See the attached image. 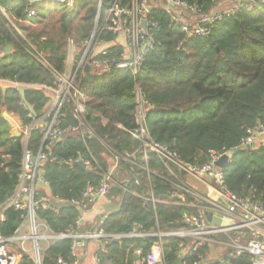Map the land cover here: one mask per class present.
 <instances>
[{
	"label": "trees",
	"instance_id": "1",
	"mask_svg": "<svg viewBox=\"0 0 264 264\" xmlns=\"http://www.w3.org/2000/svg\"><path fill=\"white\" fill-rule=\"evenodd\" d=\"M182 1L201 13L210 11L215 3ZM130 4L131 0H120L121 8ZM0 5L6 12L0 13V80L27 85V100L37 113V116L30 113L18 86L0 84L2 203L18 186L24 152V133L11 135V123L3 107L20 117L24 129L45 115L50 97L38 86L59 89L60 81L54 72L65 73L71 42L83 48L76 54V61L82 57L95 30L99 4L98 0H75L70 8L57 3L32 5L27 0H0ZM31 7L37 12L32 17L28 15ZM105 8L106 5L101 14ZM148 17L155 47L148 52L137 74L130 68L117 66L102 74L92 72L94 60L108 59L114 63L123 60L125 53V47L116 43L119 34L108 30L103 17L100 18L96 35L108 46L97 55H89L88 66L80 69L74 80V85L87 97L82 101L84 120L94 133L67 132L51 147L58 160L46 161L41 166L51 194L73 201L82 199L89 187L98 186L118 159L116 183L107 195L118 207L105 217H97L96 226L89 223L86 227L76 225L80 210L75 205L56 210L36 209L37 217L55 234L72 229L128 234L136 224L145 232H171L188 227L182 219L185 212L196 213L197 209L186 205L196 202L193 197L185 195L182 200L173 196L174 183L185 181L188 173L172 163L178 178L172 176L164 160L148 148L145 154L143 142L131 134L139 127L137 89L145 100L149 136L155 143L168 147L185 164L203 165L212 153L225 154L238 147L249 129L264 127V4L250 10L243 8L216 21L206 35L189 36L163 9L153 7ZM17 28L25 31L26 39ZM8 45L10 53L5 51ZM73 109L66 100L61 110L64 127L78 124L68 115ZM45 120L40 123L45 124ZM43 137L41 127L30 131L28 147L35 154ZM79 157L96 162L99 169L90 170L69 162ZM224 176L231 192L264 206V146L238 150L224 169ZM151 197L156 199L155 203L149 200ZM23 213L13 207L7 209L6 219L0 224L6 238L15 235ZM157 241L152 236L123 237L107 244L104 250L99 249L97 255L105 263L132 264L136 249L142 250V257L146 256ZM162 241L166 262L170 264L178 258L182 238L169 235ZM71 245V238L52 243L43 254L42 264H59L60 257L73 262ZM206 250L202 248L200 253ZM198 254L188 253L183 264H195ZM223 257L233 264H250L247 253ZM20 264L35 263L24 255Z\"/></svg>",
	"mask_w": 264,
	"mask_h": 264
},
{
	"label": "built area",
	"instance_id": "2",
	"mask_svg": "<svg viewBox=\"0 0 264 264\" xmlns=\"http://www.w3.org/2000/svg\"><path fill=\"white\" fill-rule=\"evenodd\" d=\"M27 1L32 5L44 4L47 2L63 4L70 8H73L75 5V0ZM214 1V6L210 11L201 13L195 6H190L182 0H131L130 6L124 8L120 7V0H107L106 4L104 0H98L101 11L104 5H106V8L110 11L109 16L105 20L106 28L113 33H121V35L127 36V50L129 52L127 51L124 53L123 60L115 61L114 63H111L108 59L102 62L94 60L92 63L93 69L98 68L100 70L98 72L99 74L109 72L111 66L130 68L134 74L140 71L146 55L155 47L154 36L149 32L150 21L148 17L153 7L163 9L171 14L173 22L180 23L182 30L187 34L190 35L195 33L198 35H206L210 30V25L216 21L230 17L243 8L250 10L254 6L264 4V0ZM224 4L225 7H223ZM0 13L6 15L1 5ZM36 14L37 12L33 7L28 10V15L30 17ZM191 17H194L193 21H190ZM116 19H118L119 22H117ZM143 20H146V26L143 25ZM153 25L157 26L158 23H153ZM91 40L92 39L86 43L85 51L79 61L75 60L77 45L73 42L70 43L71 48L67 60L68 63L71 62L72 65H77V69L68 85L64 83L59 91L46 85L38 86L42 88L47 95L50 92L56 94L54 95L49 113L37 119L30 127L22 129L19 116L3 107L4 113L11 123V135L15 137L24 133V152L18 186L5 202L0 203V224L5 221V213L7 209L11 207L21 210L24 213L23 221L14 236L6 238L0 231V264H20L24 255H28L35 264H42L43 254L49 246L54 242L66 238L72 239L71 248L75 260L73 262H68L60 257L58 262L59 264H79L77 250L84 247L90 240L98 242L100 244L99 249L104 250L105 247L102 246V243L109 239L118 238L119 241L123 237L138 238L145 236L157 237L158 241L152 247L151 252L146 256L142 257V250L136 249V258L132 264H167L162 238L169 235L182 238L179 245L178 258L181 257L183 263L188 253H199L198 260L195 264H213L215 261L219 264H233L230 259H226L225 257H219L215 261H212L210 257V249L212 246H226L231 248V250L226 253L227 255L241 256L247 253L250 256V264H264V206L260 202L253 201L250 198H242L226 187L224 182V169L216 164L223 154L212 153L207 163L203 165H189L178 161L175 154L171 152L168 147L155 143L148 133L145 100L140 89L136 91L137 120L139 127L131 131V134L135 139L143 142L144 153L146 154L147 148L156 152L158 156L164 160L170 174V170L173 168L172 163H174L181 170L198 178L211 188L212 193L208 194L205 191H200L191 187L186 181L174 183L176 187V192L173 195L174 197L182 199L183 196L189 195L196 201L186 204L189 208L197 209L194 214L188 212L183 214V222L188 225V227L166 233L160 231L145 232L141 225L136 224L128 234L108 233L103 229L86 232H78L72 229L68 233L55 234L49 229L45 221L37 217L36 209H57L51 204V199L61 203L68 202L70 205L77 206L80 210V214L76 219V225L80 227L84 223V216L90 209V206L98 199L106 197L116 183L114 175L117 171L118 159L114 162L111 170L105 172L98 186L89 187L83 194L82 199L69 201L51 194L50 183L45 178L41 168L42 163L46 161L58 160V157L51 151V147L56 140L62 139L67 132L94 133L93 130L87 126L84 118L82 121L80 119V117L84 116L85 112L82 101L87 97L79 90L78 86L75 87L73 85L78 71L81 68L84 69L89 64L87 59ZM54 75L62 82L67 76V71L62 75L54 72ZM16 86H18V84ZM63 89L66 91L62 95ZM66 100L73 105L74 109L71 112L78 118L77 125H68L66 127L62 125L61 110ZM141 106L144 107L143 110H140ZM45 118L48 120H45ZM44 120L45 124L40 123V121L43 122ZM39 127L42 129L44 137L39 152L35 154L28 147V139L30 131L32 129H38ZM257 145L264 146V127L249 129L247 136L244 137L241 144L234 149L240 150L242 148H248V146L256 147ZM78 161H83L86 168L90 170L96 171L99 169V167L96 166V162L89 159L79 157L69 160L72 164ZM171 175L175 178L177 177L175 171ZM206 176L209 177L211 181L205 180L204 177ZM42 192H45L46 195H42ZM149 200L153 203L156 202L154 197L149 198ZM178 203L179 202L175 201V204ZM180 203L183 204L182 202ZM208 213L212 214V220L208 219ZM215 219H219L220 222H217ZM25 227L29 228L30 234L23 232ZM40 229L42 231H40ZM41 240L45 241V246L43 248L40 246ZM187 240H190V242H187ZM27 241H31V248L24 245ZM202 248H207V250L200 253V249ZM94 264L111 263L102 262L98 255H96Z\"/></svg>",
	"mask_w": 264,
	"mask_h": 264
},
{
	"label": "rangeland",
	"instance_id": "3",
	"mask_svg": "<svg viewBox=\"0 0 264 264\" xmlns=\"http://www.w3.org/2000/svg\"><path fill=\"white\" fill-rule=\"evenodd\" d=\"M47 3H53L54 4V2H47ZM149 4V3H148ZM223 7H225V4H224V6ZM222 7V8H223ZM109 13H110V11H109V9L108 8H105V10L102 12V14H101V16H100V18L101 17H103V19H104V21L106 20V18L109 16ZM194 20V17H191L190 18V21H193ZM116 21L117 22H119V20L118 19H116ZM100 23H101V21L99 20V23H98V26H97V28H96V31L94 32V34H93V36L91 37V44H90V47H89V54H88V56L90 55H97V53L98 52H101V51H103V49H105V47L106 46H108V44H102L99 40H98V38H97V30H98V27H99V25H100ZM17 30H18V32H19V34L21 35V37L22 38H24V39H26V33H25V31H23V30H21V29H18L17 28ZM121 35V33L119 34V36ZM127 36H123V35H121L120 36V38H118V41L116 42V43H118V44H122L123 45V43H124V47H125V49H126V51H128L127 49H128V47H127V38H126ZM70 48H71V45H69V49H68V53H70ZM83 50V48L81 47V46H77V50H76V52L75 53H80L81 51ZM85 51V50H84ZM84 51H83V53H84ZM129 52V51H128ZM89 58V57H88ZM76 60V59H75ZM88 60V59H87ZM81 70H83V68H81ZM66 71H67V76L65 77V80H63L62 82L60 81V87H59V89H58V91L62 88V85L65 83L66 85H68L70 82H71V80H72V77H73V75L75 74V72H76V67H75V64L74 65H72V63L70 62V63H68V60H67V69H66ZM100 70L98 69V68H96V69H93V73H98ZM73 85H74V83H73ZM75 87H77L76 85H74ZM73 90V89H72ZM71 90V91H72ZM66 90L65 89H63V92L61 93L62 95H63V93L65 92ZM73 93V92H72ZM48 95H50L49 97H50V102L48 103V105L46 106V108H45V111H44V114H47V113H49V110H50V108H51V104H52V102H53V99H54V95H56L54 92H50V93H48ZM84 105V104H83ZM85 108V107H84ZM143 110L144 109V107L143 106H141L140 107V110ZM84 118V116L83 117H80V119H81V121H82V119ZM19 119H20V117H19ZM20 121H21V119H20ZM22 122V121H21ZM21 127H22V129H24V127H23V125H21ZM14 132H15V130H14ZM170 172H171V174L174 172V169L173 168H171V170H170ZM204 179L205 180H207V181H211V179L209 178V177H204ZM186 182H187V184H189L191 187H193V188H195V189H198V190H200V191H205V192H207L208 194H210V192L206 189V187L203 185V184H201V181L198 179V178H196V177H194V176H192V175H187L186 176V180H185ZM42 195H46L45 194V192H42ZM40 231H42L41 229H40ZM23 232L25 233H28V234H30L31 232H30V230H29V228L28 227H25V229L23 230ZM26 247H28V248H31V246H32V243H31V241H27L25 244H24ZM40 246L43 248L44 246H45V241H40ZM231 250V248H229V247H223V246H212V248L210 249V257H211V259H212V261H215V260H217L219 257H223L227 252H229Z\"/></svg>",
	"mask_w": 264,
	"mask_h": 264
},
{
	"label": "crops",
	"instance_id": "4",
	"mask_svg": "<svg viewBox=\"0 0 264 264\" xmlns=\"http://www.w3.org/2000/svg\"><path fill=\"white\" fill-rule=\"evenodd\" d=\"M123 45H124V43H123ZM125 52H127L126 49H125ZM0 84L4 87L17 85V83H14V82L9 81V80H0ZM19 85H23V84H18V86ZM201 184H203L206 187V189L210 193H212L209 185H206L203 182H201ZM114 205H116V207H118L116 202L112 199H109L108 196L101 198V199H98L95 203H93L90 206V209L88 210V212L84 216L83 225H85V227H86V226H88L89 223H91V224H94L96 226V218L100 217V216L105 217L106 215H108V213H110V212L106 209V207H112ZM164 233H166V232H164ZM99 246H100V244L98 242H96L95 240H90L85 244L84 247L79 248L77 250V254L79 257V264H94V258L97 255V252L99 250Z\"/></svg>",
	"mask_w": 264,
	"mask_h": 264
},
{
	"label": "water",
	"instance_id": "5",
	"mask_svg": "<svg viewBox=\"0 0 264 264\" xmlns=\"http://www.w3.org/2000/svg\"><path fill=\"white\" fill-rule=\"evenodd\" d=\"M100 14H101V7L99 8V12H98V16H97V19H96V25H95V30L94 32L96 31V28L98 26V23H99V20H100ZM143 25L146 26V20H143ZM93 32V34H94ZM93 36V35H92ZM189 36H192V34H190ZM217 50L219 51V48L217 47ZM6 53H10L11 52V46L8 45L5 49ZM28 89V86L27 85H19L18 86V90L21 94V97H22V100L24 102V104L26 105V107L28 108V110L30 111L31 114H33L34 116H37V113L34 109V107L32 106V104L27 100V97H26V91ZM68 115L71 116L72 118L74 119H78L76 117V115H74L73 112L71 111H68ZM61 140V139H59ZM248 148H252V146H248ZM239 149H232L230 151H228L227 153L223 154L220 159L216 162L217 166H219L220 168L222 169H226L230 163V160L231 158L233 157V155L238 151ZM73 165H77V166H80V167H83V168H86L85 164L83 163V161H78V162H75L73 163ZM51 204L56 207L57 209H61L63 207H67L69 206L70 204L68 202H64V203H61V202H58V201H55L54 199H51ZM116 205L112 206V207H106V209L109 211V212H113L116 210ZM212 214L211 213H208V219L209 220H212ZM217 222H220L219 219H215ZM225 224V222H224ZM118 241V238H113V239H109L107 241H104L102 243V246L105 247L107 244H110L112 242H116ZM170 264H183V259L181 257L177 258L174 262L170 263Z\"/></svg>",
	"mask_w": 264,
	"mask_h": 264
}]
</instances>
